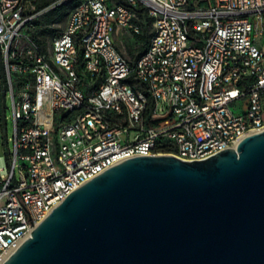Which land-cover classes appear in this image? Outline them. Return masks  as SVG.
<instances>
[{
	"label": "built area",
	"instance_id": "obj_1",
	"mask_svg": "<svg viewBox=\"0 0 264 264\" xmlns=\"http://www.w3.org/2000/svg\"><path fill=\"white\" fill-rule=\"evenodd\" d=\"M66 1L0 0V122L10 92L14 127L0 165V264L118 162L203 160L264 129V0H82L38 42V17ZM140 3L148 47L131 60L117 36L143 32Z\"/></svg>",
	"mask_w": 264,
	"mask_h": 264
},
{
	"label": "water",
	"instance_id": "obj_2",
	"mask_svg": "<svg viewBox=\"0 0 264 264\" xmlns=\"http://www.w3.org/2000/svg\"><path fill=\"white\" fill-rule=\"evenodd\" d=\"M4 264H264V129L203 160L118 162Z\"/></svg>",
	"mask_w": 264,
	"mask_h": 264
},
{
	"label": "rangeland",
	"instance_id": "obj_3",
	"mask_svg": "<svg viewBox=\"0 0 264 264\" xmlns=\"http://www.w3.org/2000/svg\"><path fill=\"white\" fill-rule=\"evenodd\" d=\"M77 1H82V0H70L66 1L62 6L66 8V11L68 13L64 16V18L60 21H53L50 24H48V27L51 28L50 33L44 37L43 39L44 44L48 45V43L51 41L52 35L54 33H58L62 28L66 26L67 20H68V15L70 11L74 8L76 5ZM115 1V0H113ZM53 5V4H52ZM57 6H54L50 8L49 10L55 8ZM48 10V11H49ZM46 13V12H45ZM44 14H42L38 19L36 20V24L40 23L41 27H46L43 21ZM42 23V24H41ZM150 24V22H149ZM42 39V38H41ZM42 39V40H43ZM117 43L120 47V49L126 54V56L134 60L138 55H139V50L141 47V43L135 38V36L130 35V34H125V35H118L117 36ZM2 97V95H0ZM5 102H6V112H4L3 115H7L6 121L0 122V165L6 167L7 166V145H6V135L9 137H13L14 135V127H13V122H12V98L10 92L7 94L5 97ZM1 105L4 104V100H1ZM4 111V109H2ZM13 146L12 141H10V147Z\"/></svg>",
	"mask_w": 264,
	"mask_h": 264
},
{
	"label": "trees",
	"instance_id": "obj_4",
	"mask_svg": "<svg viewBox=\"0 0 264 264\" xmlns=\"http://www.w3.org/2000/svg\"><path fill=\"white\" fill-rule=\"evenodd\" d=\"M56 1L57 0H38L37 10H43L54 4ZM80 2L81 1H77L76 5H78ZM110 2H116L118 4H122L127 7L131 6L128 0H115V1L110 0ZM67 13L68 11H66V8L62 6V4L44 13L42 23H44L46 27H41L40 23H37V29L35 31V36L37 37L38 42L44 43L45 40L43 38L50 33L51 28L48 27V24H50L53 21L62 20ZM137 13L139 15L143 27V32L141 34H137L134 36L141 43V47L139 50V55H141L146 51L148 47L149 30H150L149 22H151V18L148 16L147 9L142 3H140L139 6L137 7ZM55 34L57 33H54L52 36H54Z\"/></svg>",
	"mask_w": 264,
	"mask_h": 264
}]
</instances>
